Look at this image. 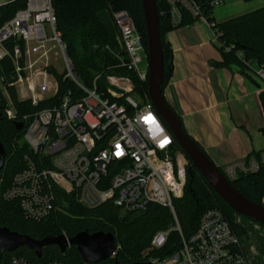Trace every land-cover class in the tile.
Masks as SVG:
<instances>
[{
	"label": "built area",
	"instance_id": "1",
	"mask_svg": "<svg viewBox=\"0 0 264 264\" xmlns=\"http://www.w3.org/2000/svg\"><path fill=\"white\" fill-rule=\"evenodd\" d=\"M207 1L215 9L227 0ZM6 2H0V6ZM165 3L175 28L183 22L185 13L212 28L197 0ZM112 19L117 29L116 44L102 49L112 62L98 61L101 69L88 80L75 71L67 46L56 29L52 0H27L26 8L0 28V63L9 59L13 67L12 84H7L0 75L7 118L13 121L16 115L8 86L16 89L17 96L19 87L24 90L22 99L18 96L20 101L29 100L33 105L50 103L15 121L23 124L22 142L32 155L25 157L26 168L14 176L4 194L5 200L17 201L26 217L36 222L62 210L66 203L64 195L89 209L111 202L124 212H132L157 204L169 208L173 214L181 246L168 258L149 262L251 264L227 216L219 208L201 216L192 236L182 234L173 201L185 193V154L174 150L175 140L148 96L143 97L136 90L133 76L139 82H147L149 76L148 47L144 46L142 34L128 12L114 13ZM214 33L218 42L219 34ZM143 55L146 68L141 69ZM52 57L63 60L65 72L57 73L51 64ZM252 69L264 82V69ZM123 70L128 74L120 72ZM57 75L70 83L62 93ZM132 94H137L141 103ZM261 167L264 152L259 159L249 158L223 167L222 174L234 180L240 172L256 173ZM261 202L264 207V196ZM169 234L170 230L158 232L151 249L162 248ZM11 264L34 263L13 258Z\"/></svg>",
	"mask_w": 264,
	"mask_h": 264
},
{
	"label": "trees",
	"instance_id": "2",
	"mask_svg": "<svg viewBox=\"0 0 264 264\" xmlns=\"http://www.w3.org/2000/svg\"><path fill=\"white\" fill-rule=\"evenodd\" d=\"M156 1L164 58L163 94L164 86H166L173 68L172 50L165 36L175 27L172 26L167 15L166 0ZM197 1L208 22L211 23V29L219 34L218 42L223 54V62L218 65L237 66L241 71L248 73H253L254 65L256 68L264 69V6L223 23H217L212 15L214 8L210 7L208 1ZM141 3L142 0H52L56 29L67 46L68 55L79 76L88 80L93 72L101 69L98 61L105 59L112 62L102 49L106 45L115 46L116 44L117 29L112 19L114 13L128 12L139 30L138 32L143 36L144 46L147 45L146 24ZM26 6L27 0H7L5 4L1 5L0 28ZM183 16L184 19L180 26L191 25L195 22L190 15L185 13ZM9 45L11 44L9 43ZM239 54L241 58L238 56ZM12 71L13 67L9 59L0 63V75L6 78L7 84L14 82ZM120 72L128 74L124 70ZM130 75L133 76L131 73ZM56 78L60 83V92L62 93L66 87L70 86V83L63 81V77L60 75H57ZM133 78L136 90L143 97L146 96L148 93L147 82H139L134 76ZM8 92L14 103L16 115L13 121L7 118L6 100L0 93L2 112L0 143L6 152L4 167L0 172V227L36 240L60 235L73 238L84 231L90 234L111 233L118 248L116 256L97 264H115L116 262L134 264L149 262L152 259L164 260L180 248L181 235L175 229L176 222L173 214L169 208L157 204H149L145 210L132 212H124L111 202L89 209L77 203L71 196L64 195L66 203L62 210L55 211L46 220L36 222L26 217L17 201L5 200L4 194L12 185L14 176L26 168L25 157L32 155L27 145L22 142L23 132L16 130L15 121H21L24 116L33 114L50 104L47 101L38 105H33L29 100L20 101L13 86H8ZM260 100L264 112V92L260 94ZM167 106L169 107L168 104ZM189 138L193 140L191 137ZM174 150H180L177 143L174 144ZM262 153H253L249 158L259 159ZM218 168L223 173V169ZM229 183L240 195L242 194L253 203L261 204L264 196V167H261L256 173L240 172L234 180L229 179ZM173 206L185 237L188 238L194 234L201 216L206 211L219 208L227 216L233 231L239 238L242 251L249 257L248 237L252 234L258 242L261 255L264 256V227L233 211L219 198L192 164L187 174L184 196L181 199H175ZM235 219L239 220L238 223L235 222ZM169 230L170 234L164 246L160 249H151L154 236L160 231ZM13 258H23L34 264H48L53 261L62 264H84L75 246L69 247L64 252H61L57 246H46L42 249L40 258L36 257L29 248L20 247L14 252L4 253L0 264H11ZM250 259L251 264H264L260 258Z\"/></svg>",
	"mask_w": 264,
	"mask_h": 264
},
{
	"label": "crops",
	"instance_id": "3",
	"mask_svg": "<svg viewBox=\"0 0 264 264\" xmlns=\"http://www.w3.org/2000/svg\"><path fill=\"white\" fill-rule=\"evenodd\" d=\"M223 5L212 14L215 22L248 12ZM165 38L173 68L163 97L186 134L220 168L264 152V82L237 66L218 65L223 62L220 45L203 22L174 28Z\"/></svg>",
	"mask_w": 264,
	"mask_h": 264
},
{
	"label": "water",
	"instance_id": "4",
	"mask_svg": "<svg viewBox=\"0 0 264 264\" xmlns=\"http://www.w3.org/2000/svg\"><path fill=\"white\" fill-rule=\"evenodd\" d=\"M147 47L149 56V76L147 96L151 101L156 113L166 125L183 153L191 161L193 167L206 180L207 184L233 211L240 216L249 218L264 227V207L256 204L240 195V193L229 183V180L220 172L210 158L191 140L183 131L180 119L167 106L162 94V83L164 79V58L162 40L159 29L158 5L156 0H142ZM2 112L0 108V120ZM17 131L23 129V124L16 122ZM6 156L5 149L0 143V172L4 167ZM46 246H57L61 252L69 247L75 246L81 255L84 264H97L117 253V244L111 233L97 232L90 234L87 231L78 233L73 238L64 235L57 237L48 236L41 240L30 238L27 235L18 234L7 228L0 227V259L4 253H11L20 247L32 250L36 257L40 258L42 249ZM115 264H119L116 262ZM134 264H153L152 262Z\"/></svg>",
	"mask_w": 264,
	"mask_h": 264
},
{
	"label": "rangeland",
	"instance_id": "5",
	"mask_svg": "<svg viewBox=\"0 0 264 264\" xmlns=\"http://www.w3.org/2000/svg\"><path fill=\"white\" fill-rule=\"evenodd\" d=\"M5 0H0V2H3ZM226 6H230L232 5V8L233 9H240L238 11H242V12H245V11H250L252 9L255 10V8L257 7H262L264 6V0H253V1H250V2H245L243 0H227L226 1ZM224 5H221L219 7H216L214 9V14L213 15H216V13L221 9V8H224L223 7ZM222 10V9H221ZM218 23V22H217ZM45 27H46V30H47V33L49 35H51V30H50V27L47 23H45ZM143 61H141L139 63V67L141 69H144L146 68V60H145V56L143 55ZM51 64H53L54 68L56 69L57 73L61 74L63 72H65V66H64V62L62 59L60 58H55V57H52L51 59ZM24 90L22 88H18V96L20 99H22V94H23ZM134 99H137L138 102H140V98L137 94H132L131 95ZM141 103V102H140ZM176 151H180L182 153V155H184L183 151L180 149V150H176ZM185 156V168L187 170V173L189 172V168H190V165L192 164L191 161H189L188 157L186 155ZM187 184V182H186ZM262 203V202H261ZM261 205V204H260ZM176 212V211H175ZM177 215V214H176ZM239 215V214H238ZM239 220L235 219V222L238 223ZM248 242L250 243L249 244V249H248V255L250 258H260L261 261L264 263V256L261 255V252H260V249H259V245H258V242L256 239L253 238V235L250 234L249 237H248ZM262 256V258H261Z\"/></svg>",
	"mask_w": 264,
	"mask_h": 264
}]
</instances>
